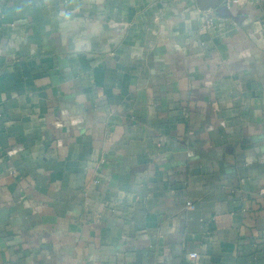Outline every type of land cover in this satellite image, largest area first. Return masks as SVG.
I'll return each mask as SVG.
<instances>
[{
    "label": "crops",
    "instance_id": "obj_1",
    "mask_svg": "<svg viewBox=\"0 0 264 264\" xmlns=\"http://www.w3.org/2000/svg\"><path fill=\"white\" fill-rule=\"evenodd\" d=\"M0 264H264V0H0Z\"/></svg>",
    "mask_w": 264,
    "mask_h": 264
},
{
    "label": "built area",
    "instance_id": "obj_2",
    "mask_svg": "<svg viewBox=\"0 0 264 264\" xmlns=\"http://www.w3.org/2000/svg\"><path fill=\"white\" fill-rule=\"evenodd\" d=\"M245 0H227L228 4H235V5H241L242 2ZM217 22H216V17H214L213 15H206L205 16V21L202 25V30L203 31H209L213 28H216ZM95 184H99L100 181L99 180H95L94 182ZM189 258L190 259H198L199 258V254L198 253H191L189 254Z\"/></svg>",
    "mask_w": 264,
    "mask_h": 264
}]
</instances>
